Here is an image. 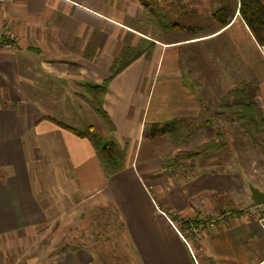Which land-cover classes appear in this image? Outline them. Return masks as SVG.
Returning a JSON list of instances; mask_svg holds the SVG:
<instances>
[{
	"label": "crops",
	"instance_id": "0c3cea01",
	"mask_svg": "<svg viewBox=\"0 0 264 264\" xmlns=\"http://www.w3.org/2000/svg\"><path fill=\"white\" fill-rule=\"evenodd\" d=\"M153 1L175 28L149 25L139 0L0 4V243L48 221L62 187L68 201L98 198L101 206H115L138 264H264V213L244 174L200 170L184 178L163 171L168 153L136 160L146 126L174 121L209 126L211 119L202 115L216 113L220 97L243 80H257L264 109V67L256 59L264 60V51L238 13L224 29L206 14L212 27L203 30L197 17L206 12L189 0ZM144 40L154 44L150 57L117 75L105 93L103 109L115 139L127 149L124 169L108 178L91 142L54 121L98 129L107 139L106 125L83 86L101 85L120 53ZM8 42L13 50L6 48ZM44 175L54 177L53 187L39 185L35 178ZM152 191L178 222L197 221V227L216 222L200 245L194 244L203 248L197 263L184 242L190 234L180 232L157 206ZM93 257L89 249L66 250L52 264H92Z\"/></svg>",
	"mask_w": 264,
	"mask_h": 264
},
{
	"label": "rangeland",
	"instance_id": "374dc122",
	"mask_svg": "<svg viewBox=\"0 0 264 264\" xmlns=\"http://www.w3.org/2000/svg\"><path fill=\"white\" fill-rule=\"evenodd\" d=\"M189 1L193 8L206 12L202 13L197 19L201 18L203 30H210L212 27L210 24L211 16L205 17V15H211L212 7L218 5V2L216 0ZM149 29L148 25L147 28H144V31L148 32ZM261 51H264V48H261ZM256 59L262 61L261 65L264 67V60L257 57ZM262 98L263 101L264 96ZM133 117L136 118L134 112ZM202 118L205 121L207 118L211 119L209 126L205 124H200V126L195 124V127L185 125L188 138L182 144L175 145L169 139L154 140L148 132L144 136L145 138L140 141L136 160L141 163L145 158L156 152H159V154H172L169 152L174 151L176 154L188 153L210 140H215L218 132H221L225 136L223 140L226 145L225 149L212 156L197 158L184 164L183 168L180 169L181 172L191 176L200 170L238 171L244 174L248 182L247 187L258 188L264 193V163L257 148L242 133L239 126L225 119L218 122V119L221 118H217L213 112L205 113ZM216 123L218 127H215ZM95 131L99 138L100 136L105 137L100 130L96 129ZM128 140L132 141V139ZM144 178L143 180H149L147 177ZM35 179H38L39 185L45 189L54 186L52 184L54 183L53 176H36ZM43 180L46 183H42ZM62 190V187H59V192L55 193L58 195L55 196L54 203L58 207L51 208L52 211H48L50 217L48 221L34 229L10 236L0 243V264H52L55 257L60 253L77 247L92 251L94 255L92 264H138L136 255L129 250L128 241H125L126 236L120 226L121 221L114 205L109 203L106 206H101L96 202L98 198L85 201L73 202V199L68 201L66 193H61ZM152 193L157 206L165 210L167 206L165 202L159 199L155 191H152ZM78 195V193H73L72 196L77 199ZM261 206L262 213H264V204ZM224 208L228 207L224 205L223 211L226 210ZM219 212L222 211L217 213L219 214ZM222 217H226V215H222ZM184 233L189 235L186 231ZM201 249L203 250L202 247Z\"/></svg>",
	"mask_w": 264,
	"mask_h": 264
},
{
	"label": "trees",
	"instance_id": "16d2710c",
	"mask_svg": "<svg viewBox=\"0 0 264 264\" xmlns=\"http://www.w3.org/2000/svg\"><path fill=\"white\" fill-rule=\"evenodd\" d=\"M139 2L144 7L146 20L149 25L166 29L177 26L174 22L170 21L169 15L162 10V7L153 0H139ZM216 2H218V5L213 6L211 11L212 17L220 29L227 27L238 13L254 36L257 44L264 48V0H216ZM153 49L154 44L147 40L142 41L136 47L126 48L113 61L110 67V76L107 80L101 85L88 84L83 86V95L92 100L97 113L106 125L110 134L107 139H100L92 127L78 130L54 121L61 128L91 142L98 162L108 178L124 169L127 149L126 147L122 148L114 137L115 127L103 109L105 93L117 75L141 57H150ZM258 92L259 84L256 79L252 78L241 81L234 89L220 97L215 116L236 123L242 133L257 148L264 163V109L258 100ZM184 126V123L178 121L148 125L144 129V136L150 132V137L153 139L166 137L175 145H178L184 143L188 138V131ZM224 137L223 133L218 132L215 140H210L188 153L164 155L162 157L163 171L172 173L178 177L187 178V174L180 170L184 164L197 158L212 156L224 150L226 146L223 143ZM166 210L162 211L178 226L180 232L188 229L189 225L197 227V221H192L195 225L188 220L178 222L177 216L173 215L169 209ZM242 212L239 211L234 214H241ZM79 249L82 248L77 247L72 251Z\"/></svg>",
	"mask_w": 264,
	"mask_h": 264
},
{
	"label": "built area",
	"instance_id": "2783aa9c",
	"mask_svg": "<svg viewBox=\"0 0 264 264\" xmlns=\"http://www.w3.org/2000/svg\"><path fill=\"white\" fill-rule=\"evenodd\" d=\"M13 0H0V4H9L12 3ZM4 44L3 42H0V45ZM6 48L8 50H13L15 48V45L13 42L5 43ZM262 222L264 221V217H261L260 219ZM181 221H184V219H181ZM180 221V222H181ZM216 225V222L211 221L207 223L206 225H203L202 227H195L193 225H189L187 232L190 234L189 237H186L184 235V242L186 243L190 253L192 254L194 260L198 259V253L202 251L201 247H194V244L200 245V241L202 239L203 233L212 230ZM191 238V239H190ZM191 240V241H190ZM197 263V260H196Z\"/></svg>",
	"mask_w": 264,
	"mask_h": 264
},
{
	"label": "water",
	"instance_id": "95a60500",
	"mask_svg": "<svg viewBox=\"0 0 264 264\" xmlns=\"http://www.w3.org/2000/svg\"><path fill=\"white\" fill-rule=\"evenodd\" d=\"M251 198L256 206L264 204V193L258 188L250 186Z\"/></svg>",
	"mask_w": 264,
	"mask_h": 264
}]
</instances>
